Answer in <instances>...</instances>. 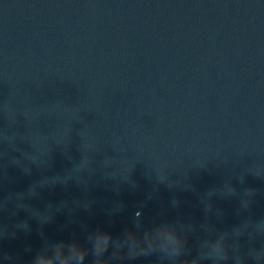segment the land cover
Listing matches in <instances>:
<instances>
[{
    "label": "water",
    "instance_id": "water-1",
    "mask_svg": "<svg viewBox=\"0 0 264 264\" xmlns=\"http://www.w3.org/2000/svg\"><path fill=\"white\" fill-rule=\"evenodd\" d=\"M0 204V264L102 233L107 264L222 236L234 264L264 244L263 53L223 0H0Z\"/></svg>",
    "mask_w": 264,
    "mask_h": 264
},
{
    "label": "clouds",
    "instance_id": "clouds-1",
    "mask_svg": "<svg viewBox=\"0 0 264 264\" xmlns=\"http://www.w3.org/2000/svg\"><path fill=\"white\" fill-rule=\"evenodd\" d=\"M212 193V192H209ZM235 189L231 188L228 195H234ZM254 193L251 190L246 192L247 196H252ZM178 203L177 201H173L175 205ZM242 207L245 209L250 207V201L248 199L241 201ZM3 205L0 204V210H2ZM257 225V231L255 236H264V219L255 222ZM17 228H27L28 225L26 222H21L16 225ZM233 233L236 236L242 235L239 226H235L233 228ZM13 235H15L13 233ZM227 235V234H225ZM4 236L3 230H0V238ZM102 239V246L101 241ZM145 240L148 239V234H145ZM111 235L108 233H102L97 236V239L93 241L91 254L94 257L92 264H107V261L101 259L105 252L108 251L109 245L111 243ZM169 240L171 242L172 252L170 259L179 257L181 252V242L178 236L174 233H169ZM125 241L128 245V258L130 260H135L137 256L145 254L142 250H139V245L141 241L137 239L134 233H127L125 235ZM124 245L117 242L116 244V251H114L113 256L114 258L118 256L119 249L122 248ZM65 245L60 243L53 246V255L51 257L45 256L43 253L39 254L35 260L34 264H85V259L89 254V250L86 248H82L81 246L73 243L67 246V255H64L63 249ZM198 257L197 259H200ZM204 259L211 260L213 264H223L226 262L229 257V246L225 243L224 237L222 236L220 239L216 240L212 244V252L203 257ZM232 260L234 264H248V260L252 261V264H262L264 262V244H261L259 248L252 246L248 249L246 253H241L239 249H235L232 253ZM192 264H197V260L194 259Z\"/></svg>",
    "mask_w": 264,
    "mask_h": 264
}]
</instances>
